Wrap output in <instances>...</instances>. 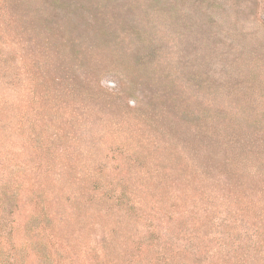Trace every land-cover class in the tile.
<instances>
[{
  "label": "rangeland",
  "instance_id": "1",
  "mask_svg": "<svg viewBox=\"0 0 264 264\" xmlns=\"http://www.w3.org/2000/svg\"><path fill=\"white\" fill-rule=\"evenodd\" d=\"M0 264H264V0H0Z\"/></svg>",
  "mask_w": 264,
  "mask_h": 264
},
{
  "label": "trees",
  "instance_id": "2",
  "mask_svg": "<svg viewBox=\"0 0 264 264\" xmlns=\"http://www.w3.org/2000/svg\"><path fill=\"white\" fill-rule=\"evenodd\" d=\"M49 238H50V236H49ZM54 247H56V245L54 244Z\"/></svg>",
  "mask_w": 264,
  "mask_h": 264
}]
</instances>
